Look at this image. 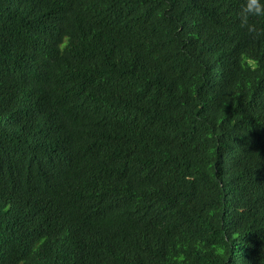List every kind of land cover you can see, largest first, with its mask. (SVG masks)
I'll use <instances>...</instances> for the list:
<instances>
[{
  "label": "trees",
  "instance_id": "1",
  "mask_svg": "<svg viewBox=\"0 0 264 264\" xmlns=\"http://www.w3.org/2000/svg\"><path fill=\"white\" fill-rule=\"evenodd\" d=\"M245 3L0 0V264H264Z\"/></svg>",
  "mask_w": 264,
  "mask_h": 264
},
{
  "label": "clouds",
  "instance_id": "2",
  "mask_svg": "<svg viewBox=\"0 0 264 264\" xmlns=\"http://www.w3.org/2000/svg\"><path fill=\"white\" fill-rule=\"evenodd\" d=\"M253 17H264V0H246L239 12L240 26L255 36L264 32V29L252 22Z\"/></svg>",
  "mask_w": 264,
  "mask_h": 264
}]
</instances>
